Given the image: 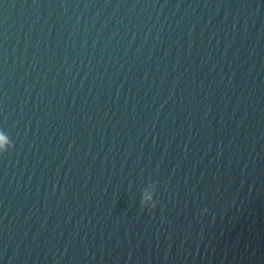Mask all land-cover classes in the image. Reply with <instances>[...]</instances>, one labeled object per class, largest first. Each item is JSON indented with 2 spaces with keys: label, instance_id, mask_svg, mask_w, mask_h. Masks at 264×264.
Segmentation results:
<instances>
[{
  "label": "water",
  "instance_id": "95a60500",
  "mask_svg": "<svg viewBox=\"0 0 264 264\" xmlns=\"http://www.w3.org/2000/svg\"><path fill=\"white\" fill-rule=\"evenodd\" d=\"M0 264H264V0H0Z\"/></svg>",
  "mask_w": 264,
  "mask_h": 264
},
{
  "label": "clouds",
  "instance_id": "9594fccd",
  "mask_svg": "<svg viewBox=\"0 0 264 264\" xmlns=\"http://www.w3.org/2000/svg\"><path fill=\"white\" fill-rule=\"evenodd\" d=\"M8 145V138L3 133H0V150H3V153L7 152L9 149L6 147Z\"/></svg>",
  "mask_w": 264,
  "mask_h": 264
}]
</instances>
